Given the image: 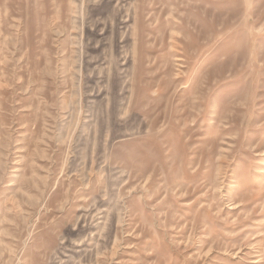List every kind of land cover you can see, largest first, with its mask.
<instances>
[{
  "label": "rangeland",
  "instance_id": "1",
  "mask_svg": "<svg viewBox=\"0 0 264 264\" xmlns=\"http://www.w3.org/2000/svg\"><path fill=\"white\" fill-rule=\"evenodd\" d=\"M0 264H264V0H0Z\"/></svg>",
  "mask_w": 264,
  "mask_h": 264
}]
</instances>
